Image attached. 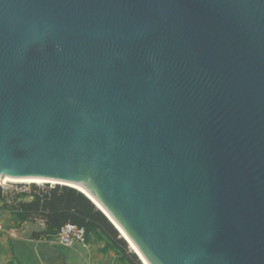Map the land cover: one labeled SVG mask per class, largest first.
Listing matches in <instances>:
<instances>
[{"label":"water","instance_id":"water-1","mask_svg":"<svg viewBox=\"0 0 264 264\" xmlns=\"http://www.w3.org/2000/svg\"><path fill=\"white\" fill-rule=\"evenodd\" d=\"M0 176L148 264H264V0H0Z\"/></svg>","mask_w":264,"mask_h":264},{"label":"trees","instance_id":"trees-1","mask_svg":"<svg viewBox=\"0 0 264 264\" xmlns=\"http://www.w3.org/2000/svg\"><path fill=\"white\" fill-rule=\"evenodd\" d=\"M4 210L17 226L41 221L43 228L30 233L33 238H54L64 223L71 222L85 229V243L97 245L100 253H112L121 264H142L107 217L74 188L54 185L42 189L32 184L12 197L0 185V212Z\"/></svg>","mask_w":264,"mask_h":264},{"label":"crops","instance_id":"crops-1","mask_svg":"<svg viewBox=\"0 0 264 264\" xmlns=\"http://www.w3.org/2000/svg\"><path fill=\"white\" fill-rule=\"evenodd\" d=\"M10 217L7 210L0 212V264H93L91 248L94 244L75 242L62 246L56 236L33 238L30 233L43 228L41 221L17 226Z\"/></svg>","mask_w":264,"mask_h":264},{"label":"built area","instance_id":"built-area-1","mask_svg":"<svg viewBox=\"0 0 264 264\" xmlns=\"http://www.w3.org/2000/svg\"><path fill=\"white\" fill-rule=\"evenodd\" d=\"M56 240L62 246H71L75 242L85 243V229L77 224L66 222L59 228Z\"/></svg>","mask_w":264,"mask_h":264},{"label":"rangeland","instance_id":"rangeland-1","mask_svg":"<svg viewBox=\"0 0 264 264\" xmlns=\"http://www.w3.org/2000/svg\"><path fill=\"white\" fill-rule=\"evenodd\" d=\"M1 184H3V183H1ZM5 184L10 185L9 190H8V188H5L7 193H15L16 191L29 189L30 185H32L33 183H5ZM34 184L37 185L38 187L42 188V189H45L47 186H54L55 185L54 183L53 184L52 183H48V184L47 183H42V184L34 183ZM2 187H4V186H2ZM96 248H97V245H94L91 248L92 258H93L91 260V262H93V264H97L96 262H100L101 264H121L115 260L112 253H109V254H102L101 253L100 254V253H98ZM95 254H98V255L96 256ZM96 257H99V258H96Z\"/></svg>","mask_w":264,"mask_h":264},{"label":"bare ground","instance_id":"bare-ground-1","mask_svg":"<svg viewBox=\"0 0 264 264\" xmlns=\"http://www.w3.org/2000/svg\"><path fill=\"white\" fill-rule=\"evenodd\" d=\"M38 183V184H42V183H46V182H49V183H55L56 181L55 180H49V179H45V178H21V179H9V178H6L5 176L4 177H1L0 176V183ZM74 187H76L77 189H80L82 191H84L85 193H87L84 189H82L80 186L78 185H73ZM88 194V193H87ZM97 204V202H96ZM98 205V204H97ZM100 207V206H99ZM103 209V208H102ZM104 210V209H103ZM105 211V210H104ZM119 227V226H118ZM121 233L128 239L129 241V245L131 246V248L136 251L138 253V255L140 256L142 262L144 264H148V262L145 260V258L142 256V254L139 252V250L136 248V246L132 243V241L129 239V237L126 235V233L119 227Z\"/></svg>","mask_w":264,"mask_h":264}]
</instances>
